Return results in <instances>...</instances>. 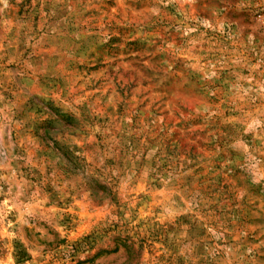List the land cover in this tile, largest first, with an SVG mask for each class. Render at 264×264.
<instances>
[{"label":"rangeland","instance_id":"374dc122","mask_svg":"<svg viewBox=\"0 0 264 264\" xmlns=\"http://www.w3.org/2000/svg\"><path fill=\"white\" fill-rule=\"evenodd\" d=\"M0 264H264L262 0H0Z\"/></svg>","mask_w":264,"mask_h":264},{"label":"trees","instance_id":"16d2710c","mask_svg":"<svg viewBox=\"0 0 264 264\" xmlns=\"http://www.w3.org/2000/svg\"><path fill=\"white\" fill-rule=\"evenodd\" d=\"M96 188H98V187H96ZM100 188H103L105 190L104 186H101Z\"/></svg>","mask_w":264,"mask_h":264},{"label":"built area","instance_id":"2783aa9c","mask_svg":"<svg viewBox=\"0 0 264 264\" xmlns=\"http://www.w3.org/2000/svg\"><path fill=\"white\" fill-rule=\"evenodd\" d=\"M263 4H264V0H262Z\"/></svg>","mask_w":264,"mask_h":264}]
</instances>
